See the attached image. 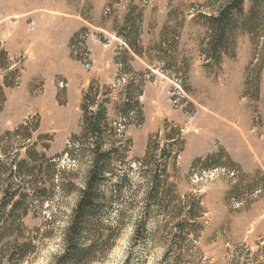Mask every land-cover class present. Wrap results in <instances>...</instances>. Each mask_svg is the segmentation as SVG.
Masks as SVG:
<instances>
[{
  "label": "rangeland",
  "instance_id": "rangeland-1",
  "mask_svg": "<svg viewBox=\"0 0 264 264\" xmlns=\"http://www.w3.org/2000/svg\"><path fill=\"white\" fill-rule=\"evenodd\" d=\"M229 1L0 0V158L19 168L29 155L45 172L21 181L55 184L30 200L34 247L2 264H71L90 88L112 151L78 264H264V0L232 9L219 40Z\"/></svg>",
  "mask_w": 264,
  "mask_h": 264
},
{
  "label": "trees",
  "instance_id": "trees-1",
  "mask_svg": "<svg viewBox=\"0 0 264 264\" xmlns=\"http://www.w3.org/2000/svg\"><path fill=\"white\" fill-rule=\"evenodd\" d=\"M220 13L219 17H216V30L218 32L219 40L223 39L226 34V25L229 24L230 15L232 9H242L245 0H231ZM232 6V7H231ZM231 8V9H230ZM88 91L83 98V118H82V131L81 135L84 139V145H90L92 147V165L89 169L88 176L85 180V184L80 190V199L77 203L74 211V219L70 226L67 228L65 240L67 242L66 254L63 258H66L68 263L78 264L81 254L86 252L92 247L90 243L89 247L80 246L81 239H83L84 233L87 232L88 224L96 217L95 211L98 209V200L102 195L101 185L108 173L110 163V152L104 151V135L109 126L107 122L106 110L99 109L97 102L92 99L91 91ZM6 101V95L4 88L0 87V111ZM97 108V109H96ZM125 118H128V111L125 112ZM27 128L26 125H22L20 129ZM77 138V137H75ZM70 150L67 151L69 153ZM5 155V154H4ZM31 155V154H30ZM1 156V154H0ZM44 158L46 155L43 154ZM31 156H27L26 159L20 162V166H12L5 163L0 158V264L4 262H10L14 257L19 258V262L22 261L28 255V247H34L33 239H28L25 236V223L24 218L29 214L28 206L32 197L39 198L42 202L50 198L49 193L54 191L55 184L41 182L37 179L21 181L22 176H32L33 174H40L45 172L44 165L34 164ZM33 163V164H32ZM52 163V162H50ZM23 165H26L28 169L22 170ZM54 165V164H53ZM51 164V166H53ZM9 174L7 178H2V175ZM19 180V183L14 182L12 179ZM151 182V190H153L158 196L160 195L159 204L166 208L164 202L168 200V193L166 190V180L163 178L153 177ZM153 191H150L151 193ZM162 200V201H161ZM189 203V202H188ZM191 208L187 214H184V221L190 223L194 220L195 208L201 209V201L197 200L191 205ZM86 230V232H85ZM139 230L135 231L137 235ZM11 251V252H10Z\"/></svg>",
  "mask_w": 264,
  "mask_h": 264
}]
</instances>
